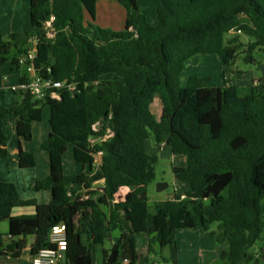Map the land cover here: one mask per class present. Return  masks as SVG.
I'll use <instances>...</instances> for the list:
<instances>
[{"label": "trees", "instance_id": "16d2710c", "mask_svg": "<svg viewBox=\"0 0 264 264\" xmlns=\"http://www.w3.org/2000/svg\"><path fill=\"white\" fill-rule=\"evenodd\" d=\"M116 1L127 11L122 31L86 20L89 15L95 21L97 0H31V31L0 39V73L9 62L22 68L19 58L34 38L40 76L65 84L55 90L58 98L38 100L28 91L15 92V106L0 110V159H5L6 122L16 119L18 137L31 142L34 123L42 122L45 107L50 109L51 133L41 147L49 156L50 175L37 181L36 191L52 195L48 205L23 201L15 184L0 181V223L9 224L8 234L0 235V251L29 248L36 256L52 247L53 228L65 225V264H94L95 250L114 232L120 237L104 249L103 264H137L136 237L142 235L151 237L149 251L154 244L169 248L170 261L178 264L176 233L199 229L226 245L219 264H260L256 246L264 242V83L241 90L227 80L240 40L236 36L226 43L225 36L235 32L252 38L247 61L257 50L264 54V0H152L155 25L138 0ZM211 55L223 64V85L193 75L183 86L186 63ZM29 82L24 69L21 85ZM156 98L162 103L160 120L151 110ZM151 136L173 156L186 159L185 168L173 172L177 182L189 186L184 197L175 194L153 206L146 192L156 179L158 162L146 148ZM93 137L102 140L92 145ZM70 146L83 169L91 156L102 154L98 170L65 176ZM19 161L24 170L36 166L34 155L21 146ZM98 183H103L104 194L91 191ZM123 188L132 190L116 203ZM82 196L90 197L80 204ZM29 207L35 208L33 215H12L16 208Z\"/></svg>", "mask_w": 264, "mask_h": 264}, {"label": "crops", "instance_id": "0c3cea01", "mask_svg": "<svg viewBox=\"0 0 264 264\" xmlns=\"http://www.w3.org/2000/svg\"><path fill=\"white\" fill-rule=\"evenodd\" d=\"M176 2H188L189 0H174ZM139 7L141 11L146 15L148 21L152 24H156V15H155V5L152 0H138ZM142 3L145 5L142 6ZM31 0H0V39L8 38L12 34H22L25 32H30L31 26ZM127 19V11L116 0H97L96 5V17L95 21H93L89 15L86 16V20L92 22L95 26H98L102 29H110L113 31H122L125 28ZM235 33V32H233ZM224 70V69H223ZM223 75V74H222ZM24 76V68H16L10 62L7 63L1 70L0 73V110L9 109L15 106L17 103V95L12 91L13 87H18L21 85V80ZM193 76V75H192ZM228 79V76H227ZM224 82V79H223ZM256 83V82H254ZM223 85V83H222ZM234 85V84H233ZM220 86V85H219ZM155 106V111H153ZM45 107L43 110V122L44 118L47 116L45 113ZM50 110V109H49ZM151 110L153 115H157V120H160L162 115V103L161 100L156 98L154 103L151 106ZM156 117V116H155ZM49 129L47 127L42 126L36 129L37 125L40 123H34L33 125V140L36 134H39L41 139V147L46 142L45 137H48L51 133L50 127V114H49ZM47 119V117H46ZM47 124V121H46ZM7 127V136H8V157L5 159H0V181L5 183H13L16 185L20 198L23 201L36 200L39 205H48L51 203L52 195L50 192H37L36 191V183L37 181L44 180L50 175V160L48 154L43 151L40 155V160H38L36 154L31 150H28L22 139H20L17 135L16 130V119H10L6 122ZM146 143V148L151 155H157V149H153L151 143ZM20 146L23 151L31 153L35 157L36 166L32 169H22L20 167ZM167 145L162 144L159 146L160 149L165 148ZM168 147V146H167ZM174 157V156H173ZM65 156H64V164H65ZM102 163V154L91 156L88 165L83 168L76 169V176L81 175L83 172L94 174ZM28 172V174L26 173ZM99 186H102L103 183H98ZM182 189L187 193L189 191V186L187 184L182 183ZM130 188H123L117 194L115 199L116 203L123 202L125 197L131 192ZM90 196L80 197L78 203L83 204L85 199H88ZM184 197V195H183ZM92 199H96L97 196L91 197ZM150 201V200H149ZM163 202V201H162ZM151 205V204H150ZM35 213V208H16L13 210L12 215L14 217H21L24 215H33ZM199 230V229H197ZM181 231H195V230H181ZM8 232H9V224H8ZM0 234L7 235L8 234ZM179 232V231H178ZM177 232V233H178ZM205 232V231H204ZM118 234V238H114V234ZM176 233L177 244L179 245L178 238ZM207 233V232H206ZM186 233H182V239L186 237ZM192 234V233H190ZM197 236L203 240L206 237L204 235L198 234ZM120 237L119 232H114L111 236V245L116 243ZM212 237V236H211ZM114 238V240L112 239ZM187 238V237H186ZM214 238V237H213ZM151 237H148L150 240ZM191 239L192 245L189 244V248H194L195 239L190 235L188 238ZM215 239V238H214ZM216 240V239H215ZM217 242V241H216ZM9 243V242H7ZM149 244V242H148ZM188 246V244H187ZM215 247V254L212 258V263H217L219 260V256L221 251L226 247V245H219ZM100 248V247H99ZM97 248L94 253V264H103V255L104 249L99 253L98 257H96V252L99 250ZM162 252V249L158 244H154L152 251L147 249V257L144 258V264H149L151 255H156L157 253ZM182 253L178 246V264L181 263ZM32 254L30 249H25L22 251L16 252H7L0 251V264H25V261H32ZM210 261V260H209ZM32 263V262H31ZM65 264V263H63ZM123 264H127L124 262ZM138 264V262H137Z\"/></svg>", "mask_w": 264, "mask_h": 264}, {"label": "rangeland", "instance_id": "374dc122", "mask_svg": "<svg viewBox=\"0 0 264 264\" xmlns=\"http://www.w3.org/2000/svg\"><path fill=\"white\" fill-rule=\"evenodd\" d=\"M142 6L145 5L142 3ZM31 30V26L29 31ZM238 36L239 37V54L235 60V62L228 68V81L231 84L238 86L241 90L253 84L254 82H259L261 80L264 83V54L260 51H255L250 56L252 57V61H247L246 58L249 56L247 52V45L249 42L253 41L251 37L245 34H237L230 33L225 36L226 43ZM223 64L219 57L215 55L206 56V57H196L193 60L186 63L184 67V72L180 78L181 84L183 86L186 85L187 80L192 75H197L200 77L209 76L212 78V84L219 86L223 83ZM155 111V106H153ZM45 113L47 114L44 118V122H40L36 127V129L45 126L49 129V108L45 109ZM157 118V115H155ZM47 121V124H46ZM49 137V136H48ZM45 137V138H48ZM47 140V139H45ZM152 145L153 149H157L158 162L155 166L156 171V179L153 183H151L147 188V196L150 200L151 206L158 202H164L172 200L175 194L185 195V191L182 189V183L177 182L173 169H183L186 166V159L180 156H174L171 153L169 147H165L160 149L159 145L155 142L154 138L151 136L149 142ZM25 147L28 150H31L36 154L38 160H40V155L43 153L41 148V139L39 134L37 133L34 140L29 143H24ZM65 164H64V174L65 176H76V169L82 168L79 164H77L73 157V147L70 146L68 152L65 155ZM28 174V172H26ZM161 184H167L168 188H166L162 192H158V186ZM213 229H216L214 227ZM8 232V222L0 223V234H5ZM182 233H186V237L182 239ZM192 233V234H190ZM198 234L204 235L206 237L200 239ZM117 233L114 234V238L117 237ZM192 235L195 239L194 248H189V244L192 245V240L188 239ZM179 237V238H178ZM114 238H112L114 240ZM177 238L179 242V249L181 250L182 257L180 264H213L212 258L215 254L214 250L217 246L216 240L211 237L208 233L203 230H195V231H179L177 233ZM148 237L145 235L137 236V262L138 264H144V258L147 257V249H148ZM188 244V246H187ZM111 248V241L107 240L103 247H100L96 252V257H98L99 253L102 252V249ZM257 253L262 257V262L260 264H264V242H260L256 246ZM210 260V261H209ZM32 261L27 260L25 264H32ZM149 264H172L170 261V249L164 248L162 252L157 253L156 255H151V259ZM219 264V260L217 263Z\"/></svg>", "mask_w": 264, "mask_h": 264}, {"label": "built area", "instance_id": "2783aa9c", "mask_svg": "<svg viewBox=\"0 0 264 264\" xmlns=\"http://www.w3.org/2000/svg\"><path fill=\"white\" fill-rule=\"evenodd\" d=\"M54 17H52V21ZM46 28L49 30L51 28V23H48ZM240 34V33H239ZM49 38H53L54 35L49 32ZM37 42L34 38L29 39L28 51L26 55H23L19 58V65L26 70V73L29 75L30 82L25 85H20L18 87H13V92L18 91H28L33 97L38 100L44 99L47 96H51L52 98H58L59 96L55 93V90L62 89L65 84L60 82H55L50 79H45L40 76L37 71L35 60L37 58ZM72 90L74 87H70ZM93 131L95 133L100 132V125L96 124L93 127ZM113 133L108 130L107 137H112ZM102 140L98 137L90 138V143L95 145L98 141ZM91 191L96 192L98 194H104L105 188L104 186H99L95 184ZM51 245L52 247L46 248L39 252L36 256L32 258V264H63L66 259V254L68 252V235H67V227L65 225H60L53 228L51 234Z\"/></svg>", "mask_w": 264, "mask_h": 264}, {"label": "water", "instance_id": "95a60500", "mask_svg": "<svg viewBox=\"0 0 264 264\" xmlns=\"http://www.w3.org/2000/svg\"><path fill=\"white\" fill-rule=\"evenodd\" d=\"M166 188H168L167 184H161L158 186V192L164 191ZM33 240V239H32Z\"/></svg>", "mask_w": 264, "mask_h": 264}]
</instances>
